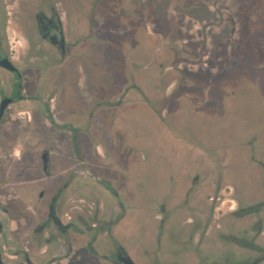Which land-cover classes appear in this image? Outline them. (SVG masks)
Returning <instances> with one entry per match:
<instances>
[{"label": "rangeland", "instance_id": "obj_1", "mask_svg": "<svg viewBox=\"0 0 264 264\" xmlns=\"http://www.w3.org/2000/svg\"><path fill=\"white\" fill-rule=\"evenodd\" d=\"M49 1L62 4L68 39L80 40L82 46V55H75L68 69L53 79L51 106L72 124L84 117L90 125L85 146L90 168L119 186L130 210L118 232L120 239L144 246L154 232V202L180 200L191 186L188 178L196 174L221 175L241 201L264 197V3L244 0L241 24L236 16L241 32L231 35L233 41L241 36L243 42L239 50L227 51L225 40L230 38L225 37L232 31L235 0H204L216 10L215 16L202 12V0ZM184 18L200 29V41L213 43L209 50L201 43V58L198 44L191 41L194 34L183 36L188 43L179 40L176 28L186 26ZM205 54L210 59L200 67ZM182 63L183 73L189 74L185 78L177 70ZM26 73L31 79L32 69ZM170 79L176 85L168 94ZM117 99V105L96 107ZM35 105L23 101L9 109L6 140L0 143L5 151L0 150L1 201L7 202L6 193L15 190L10 176L19 163L11 148L20 146L13 133L26 124V114L19 111H33L34 117ZM18 130L23 142L35 143L47 129L34 117ZM25 159L20 161L22 186L39 188L46 181L37 178ZM203 196L191 198L190 204L205 205ZM160 250L165 254L166 243Z\"/></svg>", "mask_w": 264, "mask_h": 264}, {"label": "flooded vegetation", "instance_id": "obj_2", "mask_svg": "<svg viewBox=\"0 0 264 264\" xmlns=\"http://www.w3.org/2000/svg\"><path fill=\"white\" fill-rule=\"evenodd\" d=\"M235 1L236 14L230 15L229 22L232 31L225 37L230 38L225 40L227 51L239 50L243 42L241 36L238 41L231 36L241 32L236 16L239 14L241 24L245 14L246 2ZM256 1L261 6L264 3ZM200 2L202 12L215 16L211 5ZM228 12L233 11L230 8ZM185 18L186 26L176 28L179 40L188 43L183 36L194 34L196 40L191 37V41L198 44L199 57L201 43L208 50L213 43L200 41V29L189 26ZM67 19L59 2L0 0V106L8 100L0 115V143L6 140L10 107L23 101L36 104L34 117L47 129L35 143L28 139L23 142L18 129L22 131L34 117L33 111H19L26 114V124L13 133L20 146L11 148L14 162L19 163L10 176L15 190L6 193L7 202L0 200V264H125L126 260L132 264H264V197L241 201L221 175L196 174L188 178L191 186L180 200L155 201L154 232L143 241L144 246L119 238L130 210L119 186L90 168L85 153L90 125L85 124L84 117L77 124L65 120L50 102L53 79L68 69L75 55H82L80 40L68 39ZM168 33L173 38L174 31ZM209 59L205 54L200 67H206ZM183 63L177 68L181 78L189 75L183 73ZM165 68L172 70L171 66ZM27 69H32L31 79ZM175 85L170 79L165 92L170 94ZM134 87L143 92L141 87ZM165 98L168 101L169 97ZM146 100L153 106L152 100ZM119 101L98 102L96 107L117 105ZM0 148L5 152L1 144ZM24 155L29 169L46 181L39 188L22 186L25 179L20 161ZM98 155L103 157V150L99 149ZM200 194L206 204H190L191 198L194 201ZM163 243L166 251L161 255Z\"/></svg>", "mask_w": 264, "mask_h": 264}, {"label": "water", "instance_id": "obj_3", "mask_svg": "<svg viewBox=\"0 0 264 264\" xmlns=\"http://www.w3.org/2000/svg\"><path fill=\"white\" fill-rule=\"evenodd\" d=\"M8 103V100H3L2 103H1V106H0V115L3 111V108L7 105ZM125 264H132L129 260H126L125 261Z\"/></svg>", "mask_w": 264, "mask_h": 264}]
</instances>
